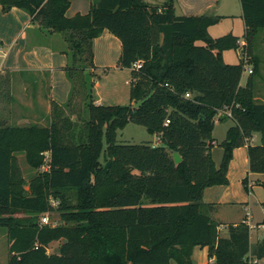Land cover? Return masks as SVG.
Wrapping results in <instances>:
<instances>
[{
  "label": "trees",
  "instance_id": "16d2710c",
  "mask_svg": "<svg viewBox=\"0 0 264 264\" xmlns=\"http://www.w3.org/2000/svg\"><path fill=\"white\" fill-rule=\"evenodd\" d=\"M240 2L243 48L233 33L210 35L222 16L179 15L175 0L161 6L91 0L87 13L74 16L67 15L70 0H0L3 11L18 7L47 32L63 35L71 83L65 102L51 101L48 125L0 121V227L7 232L8 264H195L196 246H207L215 264L247 262L249 225L229 224L222 236L210 215L213 204L202 199L206 187L229 182L234 149L254 133L261 142L249 144L250 171L264 173V102L256 99L253 77L264 0ZM104 30L122 43L119 66L132 70L129 104L95 101L94 40ZM229 49H240L238 63L225 62ZM246 49L255 69L242 85ZM137 61L142 67L133 69ZM226 105L234 124L219 144L224 153L217 165L213 131ZM130 122L157 133L159 143H119L118 130ZM18 153L31 167H46L28 188ZM53 211L63 222L42 223ZM54 241L59 251L50 253ZM256 255L264 257V242Z\"/></svg>",
  "mask_w": 264,
  "mask_h": 264
},
{
  "label": "crops",
  "instance_id": "0c3cea01",
  "mask_svg": "<svg viewBox=\"0 0 264 264\" xmlns=\"http://www.w3.org/2000/svg\"><path fill=\"white\" fill-rule=\"evenodd\" d=\"M144 1L161 6L166 0ZM70 2L68 16L87 13L91 5V0ZM175 8L179 15L206 13L222 16L218 23L209 27L210 35L219 37L233 33L241 41H245L246 26L240 0H175ZM0 45V121H7L11 125H48L51 101L65 102L71 89L64 71L68 55L63 35L47 32L38 22H33L29 13L23 9L13 7L5 12L0 5ZM233 50L236 57L231 60L228 53ZM121 51L120 39L104 30L94 40L96 71L100 68L105 71L123 68L118 63ZM223 56L226 63L236 64L240 61V49L225 50ZM250 67L255 69L254 65ZM246 83L241 81L242 85ZM254 88L256 99L264 102V93L261 95L262 90L259 89L262 85L257 87L255 81ZM93 92L96 99L95 90ZM221 116L228 115L223 111L219 112L217 119L220 120ZM226 118L232 119L229 116ZM213 137L215 145L212 153L216 164L220 165L224 150L219 144L226 136L221 141L214 135ZM260 142L261 134L254 133L247 144L236 147L228 168L229 182L206 187L202 196L205 203L213 204L210 215L221 224L222 236H228L229 224L244 222L249 225L250 252L244 264H251L252 261L264 264V257L258 258L256 255L257 245L264 242V229L260 227L264 223V173L250 171L248 153L249 144ZM253 235L255 243L252 242ZM192 258L195 264H215L209 257L207 246H196Z\"/></svg>",
  "mask_w": 264,
  "mask_h": 264
},
{
  "label": "rangeland",
  "instance_id": "374dc122",
  "mask_svg": "<svg viewBox=\"0 0 264 264\" xmlns=\"http://www.w3.org/2000/svg\"><path fill=\"white\" fill-rule=\"evenodd\" d=\"M62 35V34H61ZM255 54L258 58V68L259 72L254 74L253 77L256 81V86L262 85V94L264 93V28H262L254 40ZM236 53L231 51L228 53L229 59H234ZM236 59V58H235ZM254 58L249 56V63L246 65V69L242 76V82L246 83L248 76L251 74L247 70V67L255 65ZM119 63V61H118ZM108 70V69H107ZM96 75L93 78L94 81V90L96 96V103L105 104V105H114V104H129L130 99V88H131V79H132V70L131 68H120L105 71L103 68H100L96 71ZM258 89V88H257ZM79 106L82 105L80 98L78 97ZM80 108V107H79ZM7 122V121H5ZM233 124L232 119L226 118L224 120H216L214 128V136L217 140L221 141L226 136V131L228 127ZM119 143H142V142H151L156 143L158 141V134L151 132L146 126L130 122L124 128L118 130L117 136ZM18 162L22 170L23 176L27 181L25 185L28 188V182L31 178L37 174L39 171L44 170L46 167L34 168L31 167L23 153L17 154ZM103 160V159H102ZM56 204V202H55ZM50 220L57 224L63 222L58 211H53L49 213ZM254 232L256 229L253 230ZM255 235V234H254ZM253 235L252 242L255 243L256 239ZM60 242L54 241L48 246V251L50 253L59 251ZM9 259V248H8V237L6 235V230L0 227V264H7Z\"/></svg>",
  "mask_w": 264,
  "mask_h": 264
},
{
  "label": "built area",
  "instance_id": "2783aa9c",
  "mask_svg": "<svg viewBox=\"0 0 264 264\" xmlns=\"http://www.w3.org/2000/svg\"><path fill=\"white\" fill-rule=\"evenodd\" d=\"M240 44H241V47L243 48V47H246V41H241L240 40ZM0 51H2V47H1V45H0ZM243 54V59H244V62H245V69H246V65L249 63V61H248V59H249V53H248V51H247V49L242 53ZM142 67V61H137V62H135L134 64H133V69H139V68H141ZM247 70L249 71V73H253V71H254V69L252 68V67H247ZM192 95H191V93L190 92H187L186 93V97H191ZM225 112L229 117H232V111H231V108H230V106H224L222 109H220L219 110V112ZM169 122H170V120L169 119H167L166 120V122H165V124L167 125V124H169ZM159 143V139H158V141L155 143V144H158ZM55 204V203H54ZM41 221H42V223H44V224H50L51 226H57L58 224L57 223H55V222H52L51 220H50V215H49V213H45V214H43L42 215V217H41ZM260 227H262L263 229H264V223H262L261 225H260ZM222 229V226H219V230H221Z\"/></svg>",
  "mask_w": 264,
  "mask_h": 264
},
{
  "label": "water",
  "instance_id": "95a60500",
  "mask_svg": "<svg viewBox=\"0 0 264 264\" xmlns=\"http://www.w3.org/2000/svg\"><path fill=\"white\" fill-rule=\"evenodd\" d=\"M173 157L176 163H179L182 161V157L180 156L178 152H174ZM108 167H109V162H107L105 165V168H108ZM63 242H66V239H63Z\"/></svg>",
  "mask_w": 264,
  "mask_h": 264
}]
</instances>
